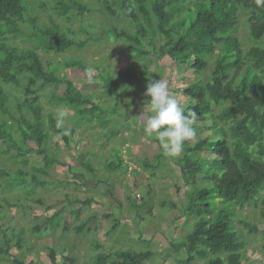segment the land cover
<instances>
[{"label": "trees", "instance_id": "1", "mask_svg": "<svg viewBox=\"0 0 264 264\" xmlns=\"http://www.w3.org/2000/svg\"><path fill=\"white\" fill-rule=\"evenodd\" d=\"M27 1L31 3L29 7ZM50 1L57 19L70 20L68 13L71 10L81 18L91 11L87 4L78 0ZM95 1L110 20H124L132 26V31L117 28L111 23L99 37L93 38L89 34L84 40H75L51 16L48 26L36 27L34 19L27 14L28 9H32L36 3L41 7V1L0 0V111L8 116V120L0 121V144L5 145L0 156L11 148L18 149V138L21 143L32 141L37 154L42 157V167L28 173V182L24 180L27 174L20 170L12 176L0 170V190L45 185L38 175H47V171L58 163L55 156L46 152L48 132L58 135L64 145H68V136L76 132L80 136L78 126L86 123L91 129L99 128L104 137L118 134V131L106 130L110 123L108 116L116 109L111 112L101 109L67 75H59L55 67L45 66L38 50L44 53L72 48L82 50L87 42L99 41L105 35L113 40L120 39L125 42L131 58L146 59L152 63L166 57L174 71H187L194 76L193 79L185 78L189 83L182 92L183 97L189 100L185 107L186 114L188 110L196 111L197 132L208 129L215 136L211 140L192 139L185 144L180 157L176 160L169 157L175 160L183 181L192 187L181 199V213L196 218L192 231L184 236L180 245L185 252L184 263L190 264L200 259L202 264H245V242L241 241L233 225L236 208L258 207L264 219V7H257L255 0ZM114 7L118 12L113 10ZM240 14L245 15L252 42L247 50H243L233 35ZM26 22L30 29L23 32L20 24ZM22 35L26 37L23 43L28 45L19 47L13 42ZM61 65L63 70L74 69L78 76L84 78L85 70L89 69L79 60H69ZM92 67L93 77L98 76L102 81L104 97L118 96V83H115L118 77L110 76L106 68L99 64ZM140 67L143 78L147 67L144 63H140ZM206 70L209 72L207 78L203 79L202 74ZM125 73L128 75V71L120 72ZM127 84L134 87L131 80ZM3 85L24 89L29 97H26L23 105L25 112L19 106L18 116H15L5 108ZM41 97L50 107L61 106L73 112L77 117L73 126L62 128L52 115L44 118L39 100ZM118 104L119 100L116 99L113 105L116 107ZM13 127H16V135L12 133ZM156 144L159 147L158 142ZM205 149L215 157L208 168L204 167L200 157ZM163 157L158 152L154 155V164L146 159L140 163L144 170H156ZM82 165L89 173L93 172L88 160ZM123 165L118 151L114 149L112 160L107 163L108 170L115 171ZM198 175L209 186L195 187L194 179ZM5 177L10 181L1 185ZM110 191L108 193L112 196ZM91 200L86 197L82 201L75 199L69 202L70 206L79 204L75 210H71V215L78 221L77 233L88 231L87 222L80 220V216ZM133 207L137 215L145 205L135 204ZM120 208L122 205L118 201L119 212ZM2 209L0 204V212ZM114 217L113 214L100 216V222L112 220L107 232H114L118 228V218ZM46 219L52 229L60 221L59 213H53ZM250 230L254 232L256 229ZM33 232H38V227L35 226ZM137 233L140 235L139 231ZM0 234L8 244L11 237L1 227ZM21 242L22 239H16L18 248ZM94 246L100 249L96 241ZM2 252L15 264L22 263L8 253L9 246ZM95 255L94 264H107L110 258H114L111 264H151L154 252L146 249L104 251L102 248ZM48 256L53 264L54 251L50 249Z\"/></svg>", "mask_w": 264, "mask_h": 264}, {"label": "rangeland", "instance_id": "2", "mask_svg": "<svg viewBox=\"0 0 264 264\" xmlns=\"http://www.w3.org/2000/svg\"><path fill=\"white\" fill-rule=\"evenodd\" d=\"M39 1L42 6L38 7L36 3L32 9H28L27 14L34 19L37 28L48 26L51 16L61 29L67 31L75 40H84L89 34L93 38L99 37L111 23L117 28L132 31V26L126 21L110 20L106 13L101 12V6L95 0H78L87 4L91 11L81 18L76 17V11L71 10L68 13L70 20L67 21L54 16L50 0ZM27 5H31L30 1H27ZM113 10L118 12L115 7ZM244 16L239 15L233 35L243 50H247L252 46V42ZM20 27L23 32L30 29L28 22L20 24ZM25 38L22 35L13 43L19 47L27 46L28 43H23ZM38 52L45 66H53L57 74L67 75L80 91L91 96L93 102L98 103L101 109L109 112L116 109L108 116L110 123L106 130L118 131V134L104 137L99 128L91 129L86 123L78 126L81 137L76 132L68 136V145H64L58 135L48 132L46 152L55 156L58 163L47 171V175H38L45 185H32L24 189L7 187L0 190V204L3 207L0 212V227L11 237L7 244L0 234V250L5 251L9 246L8 253L20 260L21 264H52L48 256L50 249L55 255L53 264H94L95 254L102 248L104 251L146 249L154 252L151 264H186L185 252L180 249V245L184 236L192 231L196 218L181 213L182 196L192 188L183 181L180 169L175 163L181 153L174 157L175 160L166 156L161 158L156 170H144L140 161L146 159L148 163L154 164V155L162 153V150L155 140L145 137L134 117L141 111L143 101L147 99L143 93L150 80H167L172 94L185 108L189 100L183 97L182 92L189 83L186 79H193L194 76L187 71H174L166 57L152 63L146 59L131 58L124 41L113 40L106 35L99 41L87 42L82 50L72 48L56 53H44L41 50ZM69 60H79L92 70V66L96 64L105 67L110 76L118 77V81L113 80L118 83V96L110 95L105 98L102 93L103 84L98 76H94V83L89 84L85 83L86 78L78 76L74 69L63 70L61 64ZM140 63L147 67V72H143L145 85ZM124 71H128V75L120 74ZM208 72L209 70L204 71L203 79L207 78ZM128 80L133 82L134 87L127 84ZM129 87L132 88L131 91L127 90ZM2 88L6 95L5 108L15 116H18L19 106L25 112L23 105L28 95L24 89L13 85H3ZM127 98H131V109L125 103ZM116 99L119 104L115 107L113 103ZM39 100L43 106L44 118L52 115L62 128L73 126L76 122L77 117L69 109L61 106L50 107L42 97ZM7 117L6 113L2 114L0 111V121L8 120ZM12 133L16 135V127H13ZM213 137L215 136L211 135L208 129H200L193 140H211ZM16 142L18 149L11 148L8 153L0 156V170L11 176L20 170L27 174L24 180L28 182V173L42 167V157L37 154L32 141L21 143L16 138ZM4 149V143H1L0 152ZM114 149L118 151L124 165L110 171L107 163L112 160ZM200 157L205 168L215 159L207 149ZM86 160L93 167L91 173L82 165ZM2 181L1 185L10 181V178H2ZM194 181L195 187L209 186L202 181L200 175ZM109 189L112 196L108 193ZM86 197L92 200L83 209L80 220L87 222L88 231L77 233L78 221L71 215V210H75L79 204L70 206L69 202L75 199L82 201ZM118 201L122 205L120 212L117 209ZM135 204L145 205L137 215L133 211ZM53 213H59L60 221L51 229L46 217ZM106 214H113L114 218H118V228L114 232H107L112 224L111 219L100 222V216ZM233 219L235 232L241 241L245 242L243 254L246 258L243 262L264 264V219L259 208H236ZM35 226L38 227V232H33ZM251 228L256 230L251 232ZM17 238L22 239L19 248L15 244ZM95 241L100 249L94 246ZM2 251L0 264H15ZM113 261L114 258H110L107 264ZM190 264H202V260L196 259Z\"/></svg>", "mask_w": 264, "mask_h": 264}, {"label": "clouds", "instance_id": "3", "mask_svg": "<svg viewBox=\"0 0 264 264\" xmlns=\"http://www.w3.org/2000/svg\"><path fill=\"white\" fill-rule=\"evenodd\" d=\"M255 4L257 7H264V0H255ZM85 71V83H94L92 69ZM127 90L131 91L132 88ZM143 96L147 99L143 101L141 111L134 117L136 122L146 138L158 142L164 156H178L184 150L185 144L197 134L196 111L188 110L186 114L185 108L172 94L167 80H150L145 86ZM125 103L131 109V98H127Z\"/></svg>", "mask_w": 264, "mask_h": 264}]
</instances>
